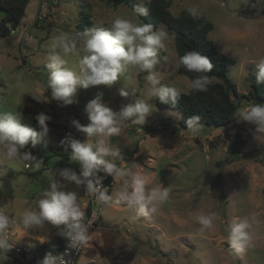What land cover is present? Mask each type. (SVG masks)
<instances>
[{
    "label": "rangeland",
    "instance_id": "obj_1",
    "mask_svg": "<svg viewBox=\"0 0 264 264\" xmlns=\"http://www.w3.org/2000/svg\"><path fill=\"white\" fill-rule=\"evenodd\" d=\"M45 1L49 5L48 17L36 24L39 1L29 3L20 30L23 31L21 43H15L14 35L0 39V113L21 114L22 123L37 130L38 123L32 115L25 114L23 108L33 93L45 92L51 100V90L47 89L51 70L46 65L52 39L67 34L76 40L77 53L64 59L65 67L78 72V60L84 55V38L80 35L84 32V18L89 17L94 26L106 28L118 17L136 24L144 23L125 0L113 3L109 0ZM193 8L213 24L209 40L221 53L235 60L228 68V77L239 93L248 95L257 80V64L264 60V0H177L170 12L178 17ZM4 17L0 10V22ZM158 31L166 36L154 69L159 80L156 87L165 85L181 93L190 92L189 78L178 73L175 34L163 24ZM26 34L31 37L28 46L25 45ZM147 74L132 67L111 88L81 89L78 104L59 111L60 119L51 117L50 122L65 125L66 129L49 126L46 140L35 148L28 145L23 149L43 160L40 168L29 161L0 159V209L10 218L6 230L28 237H13L11 242L33 248L41 243L38 238L49 241L64 228L63 225H46L26 231L21 221L26 210L37 207V201L49 184L59 179L60 170L70 168L78 174L73 166H68L76 163L70 162L69 153L64 151L66 144L61 142L69 134L72 138L81 134L70 121L75 119L87 125L85 105L98 92H103L104 102L114 111H119L121 105L141 100L152 105V114L143 125L129 121L121 134L110 140L109 147L118 150L120 156L108 159L122 166L128 175L114 181L112 199L105 206L102 225L93 232L87 245L88 248L95 246L93 242H99L104 250L100 256L109 257L108 261L101 259V264H264V136L259 140L254 125L238 121L228 128L202 126L198 134L192 135L181 128L180 112L156 106V97L150 95L153 86L144 79ZM122 87L130 92L128 97L119 94ZM244 128H252L253 137L241 155L231 156L228 146ZM63 131H66L65 137L60 134ZM139 144L143 150L141 158L126 165ZM148 155L154 159V170L150 168ZM139 169L150 176L145 185L146 193L153 189L167 190V197L155 201L146 214L124 202L119 203V207L113 195L122 190L125 178L132 181ZM64 190L76 191L83 207L86 201L81 187L65 183ZM201 216L212 217L211 225L203 226L199 221ZM242 218L249 220V237L243 246H236L229 237L232 225ZM87 248L78 264H88ZM0 264L19 262L1 253Z\"/></svg>",
    "mask_w": 264,
    "mask_h": 264
},
{
    "label": "clouds",
    "instance_id": "obj_2",
    "mask_svg": "<svg viewBox=\"0 0 264 264\" xmlns=\"http://www.w3.org/2000/svg\"><path fill=\"white\" fill-rule=\"evenodd\" d=\"M139 13L147 15L149 9L142 4L138 7ZM195 16L196 9H190ZM80 35L84 38V55L78 60L79 71L75 72L65 67V56L77 53V42L69 38L67 34L55 36L50 42L51 51L47 55V67L51 70L47 89L51 90V100L60 102L68 107L78 104V94L81 89L104 86L111 88L118 80L125 76L128 70L135 67L148 73L144 79L153 87L150 95L159 99L162 104L175 107L180 93L174 87L160 86L157 73L154 71L158 64V51L163 47L166 33L154 31L151 25L133 23L127 18H116L110 28L92 26L85 29ZM179 63L188 71L198 74L192 81L194 90L206 91L215 77L207 75L213 71V65L209 58L199 52L190 51L180 57ZM257 84H264V60L258 64ZM119 94L128 97L130 92L123 87ZM134 95V90L131 93ZM32 99L37 103L51 102L45 92L33 93ZM152 105L141 100L121 105L119 111H114L103 99V92H98L95 98L88 101L84 112L89 123L82 125L79 120H71L70 124L77 132L83 134V141L72 138L69 134L62 145L64 151L69 153L70 162H75L80 167L77 174L70 168L59 171V179L51 182L43 197L37 201L34 210H26L23 213L22 225L24 230H35L46 225L64 226L57 232L62 238L67 239L68 246L77 248L86 242L92 220L83 222L85 210L78 200L76 191L64 190L65 183L83 187L86 195H95L99 202H108L112 199L103 186V177L110 176L113 181L128 175L125 169L113 163L109 157H119L118 150L109 147L110 140L119 136L124 127L131 121L132 124H145L151 113ZM235 118L238 122H246L255 126V135L260 140L264 136V104L249 103L246 107L237 110ZM200 116L192 115L186 120L187 131L192 135L199 133L202 125ZM38 129L22 123L21 114L17 116L12 112L0 113V159L7 161H29L36 168H40L43 160L37 159L32 153L23 149L31 145L37 147L49 136V122L51 117L41 112L36 116ZM148 178L136 174L132 178L131 190L127 186L119 192L113 193L117 197V203L124 202L129 207H135L139 213L146 214L150 206L157 200L167 197V190L158 192L153 189L145 191ZM103 189V190H102ZM155 211L154 207H151ZM95 214L93 213V218ZM200 223L208 227L212 223V217H199ZM10 218L0 209V249H10L5 239L6 229ZM250 223L247 218H242L234 223L229 237L233 245L243 246L248 240ZM44 243L43 238H38ZM64 255L54 256L51 253L45 255L40 264H67Z\"/></svg>",
    "mask_w": 264,
    "mask_h": 264
},
{
    "label": "trees",
    "instance_id": "obj_3",
    "mask_svg": "<svg viewBox=\"0 0 264 264\" xmlns=\"http://www.w3.org/2000/svg\"><path fill=\"white\" fill-rule=\"evenodd\" d=\"M111 3L116 0H109ZM177 0H150L148 2H139L136 0H125V3L135 11L141 20L151 25L153 30H158L161 24L165 25L175 34V44L178 58L187 52H199L202 56L209 58L213 65V71L208 73L210 77H215L213 82L208 85L206 91L194 90L191 87L190 92L180 93L178 103L175 107L162 104L156 98V106L162 110L178 111L181 114L180 126L187 130L186 120L189 116H200V124L209 128H228L232 126L237 119L235 114L240 107L247 104H264V84H257V80L252 83L248 95L241 94L237 86L228 77V68L235 64V60L221 53L214 43L209 40V34L213 31V24L205 17L196 13L193 16L190 10L184 11L180 16L175 17L170 12V7ZM31 0H0V10L5 14L0 22V39H3L16 30L25 17L26 9ZM143 5L149 9L147 15L139 13L138 7ZM94 26L89 17L84 18L83 31ZM178 73L181 76L188 77L191 84L198 74L188 72L180 63ZM165 86V85H161ZM246 102V103H244ZM53 103H37L32 97H28L23 108L25 114L36 116L41 112L54 118H61V113ZM49 126L66 129L65 125L49 122ZM64 137L66 131L61 132ZM252 128H244L236 137L231 140L228 146V152L231 156H238L243 153L244 148L253 137ZM78 172L80 167L77 164H69ZM67 243V239L56 235L52 240L43 244L36 245L34 251L36 255L44 256L47 252L55 254L62 252ZM4 254L13 257L19 261V257L11 249H3Z\"/></svg>",
    "mask_w": 264,
    "mask_h": 264
},
{
    "label": "built area",
    "instance_id": "obj_4",
    "mask_svg": "<svg viewBox=\"0 0 264 264\" xmlns=\"http://www.w3.org/2000/svg\"><path fill=\"white\" fill-rule=\"evenodd\" d=\"M49 5L45 0H39V8H38V13L35 18V24L36 23H41L44 22L48 15V8ZM31 40V37L26 34L25 36V45L28 46L29 42ZM55 107L57 110H65L67 107H64L61 105L60 102L55 101ZM161 128H158L160 130ZM78 140L83 141L84 137L82 134H76V138ZM121 167V166H119ZM122 168V167H121ZM103 177V186L107 188V192L110 195L113 187H114V181L113 178L110 176H104L103 173L100 174ZM82 190V195L85 198V205H86V214L84 217L83 222L87 223L89 219L92 220L91 227L89 228V233H88V238L86 242L82 245H79L77 248H71L68 246V241L66 243L65 248L62 250L60 253H53V252H47L51 253L54 256H60L64 255L63 258L67 261V264H78L79 260L86 249L87 245L89 244V239L92 236L93 232L97 229H99L102 225L103 222V214H104V209L105 206L107 205L108 202H99L96 200L95 195H86V192L84 188L81 186ZM103 190V189H102ZM93 213L95 214V217L93 218ZM6 234L9 235L10 231L6 230ZM11 246L10 249L17 254L20 260V264H40V262L44 259V256H39L36 255L34 248H29V247H20L17 246L13 243H9Z\"/></svg>",
    "mask_w": 264,
    "mask_h": 264
},
{
    "label": "crops",
    "instance_id": "obj_5",
    "mask_svg": "<svg viewBox=\"0 0 264 264\" xmlns=\"http://www.w3.org/2000/svg\"><path fill=\"white\" fill-rule=\"evenodd\" d=\"M32 1V0H31ZM39 1V0H38ZM52 18L50 17V20H51ZM22 23H23V20H22V22H21V25L16 29V30H14V31H12L9 35H14V36H16L15 37V43L16 44H19V43H21L22 42V39H23V35H22V33H23V31H21L20 32V30H21V27H22ZM19 32V34L18 35H16V33H18ZM6 38H9V36H7V37H5V38H3V39H1V40H4V39H6ZM246 107V106H245ZM142 153H143V150L141 149V147H140V144L137 146V148H136V152H134V154H133V157H132V160L130 159L128 162L126 161V165H128L129 164V162L131 161V162H133V161H138L140 158H141V156H142ZM149 156V155H148ZM148 160H149V163H150V168L151 169H153V166H154V159L152 158V157H150L149 156V158H148ZM68 165V164H67ZM122 167V166H121ZM123 168V167H122ZM154 170V169H153ZM77 172H78V170H77ZM80 172H78V174H79ZM137 174H141V175H143V176H146L147 178H148V181L150 180V176H148L147 174L145 175L144 174V172H143V170L142 169H139L138 170V172H137ZM152 177L153 176H155L154 174H152L151 175ZM125 186H130V189L129 190H131V187H132V181H131V179H128V178H125V181H124V186L122 187V190L125 188ZM116 202H117V198H116ZM119 203H122V202H119ZM119 203H117V205L119 204ZM86 203H83V208H84V210H85V214H86V205H85ZM119 206V205H118ZM120 207V206H119ZM116 209V208H115ZM19 230V229H18ZM10 231V230H9ZM18 232V231H17ZM20 235H21V232H18V236H16V235H14V233H12L11 231H10V234L9 235H7L6 234V236H5V239L7 240V242L8 243H13V242H11V239L14 237H20ZM57 235V234H56ZM55 235V236H56ZM54 236V237H55ZM28 238V237H26V236H21L20 237V239L21 238ZM53 237V238H54ZM53 238H51L50 240H52ZM20 239H18V241L20 240ZM49 240V241H50ZM45 242H48V241H44V243ZM90 243V242H89ZM39 244H43V243H37L36 245H39ZM93 244L95 245V246H88V248H87V254H89V260L88 261H86V263H88V264H101V261L102 260H104V261H108V258L109 257H106V256H103V257H101L100 256V253L102 252V251H104V250H102V247L100 246V244H99V242L97 241V243L95 244V242H93ZM33 248H35V246H33ZM3 249H0V254L2 253V254H4L3 253V251H2ZM96 252H98V253H96ZM6 255V254H5ZM6 256H8V255H6ZM10 257V256H9ZM87 259V258H86ZM102 259V260H101ZM15 260V259H14ZM15 262H19V261H17V260H15ZM19 264H20V262H19Z\"/></svg>",
    "mask_w": 264,
    "mask_h": 264
}]
</instances>
